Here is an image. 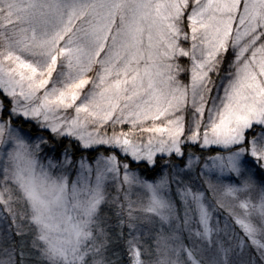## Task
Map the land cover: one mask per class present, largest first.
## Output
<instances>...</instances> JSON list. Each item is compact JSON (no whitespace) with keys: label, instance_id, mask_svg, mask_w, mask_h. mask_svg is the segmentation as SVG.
Instances as JSON below:
<instances>
[{"label":"snow or ice","instance_id":"snow-or-ice-1","mask_svg":"<svg viewBox=\"0 0 264 264\" xmlns=\"http://www.w3.org/2000/svg\"><path fill=\"white\" fill-rule=\"evenodd\" d=\"M0 264H264V0H0Z\"/></svg>","mask_w":264,"mask_h":264}]
</instances>
